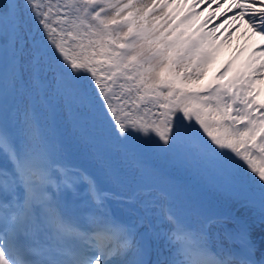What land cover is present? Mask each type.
I'll list each match as a JSON object with an SVG mask.
<instances>
[{
  "label": "snow or ice",
  "instance_id": "6c2138e0",
  "mask_svg": "<svg viewBox=\"0 0 264 264\" xmlns=\"http://www.w3.org/2000/svg\"><path fill=\"white\" fill-rule=\"evenodd\" d=\"M53 7L55 17L50 15ZM132 7L131 0L123 5L119 0H56L54 5L51 0H9L0 7V65L10 52L11 86L23 78L17 75L19 67L27 73L29 91L41 102L54 88L76 106L83 120L99 133L109 131L123 146L135 142L167 151L194 142L203 156L218 164L226 183L242 196V206L258 203L257 217L249 221L200 212L202 219L193 226L186 215L173 210L171 193L161 190L155 196L150 185L121 200L123 210L134 217L128 222L106 212L86 220L72 216L58 191L79 184L98 203L105 197L98 194L94 177L62 165L64 145L47 115L33 106L14 127L0 118V156L11 165L0 167V264H264V121L248 112L264 104L243 95L249 92L251 78L227 105L230 109L237 98L245 105L244 129L235 127L243 118L225 126L227 112L207 107L209 95L172 74L174 66L187 67L202 58L197 45L136 29L128 18L117 19ZM230 7L238 10L230 17L233 22L243 21L264 40V0H232ZM110 9L115 10L112 15ZM129 70L134 75H127ZM118 75L137 83H121L117 89ZM142 85L141 103L128 107L125 92ZM4 87L0 74V108ZM219 87L205 91L218 92ZM113 179L119 182V177ZM162 201H169L166 210ZM157 208L169 225L164 233L168 252L152 259L150 241L160 237L152 223ZM137 222L145 225L143 233L136 230Z\"/></svg>",
  "mask_w": 264,
  "mask_h": 264
},
{
  "label": "rangeland",
  "instance_id": "374dc122",
  "mask_svg": "<svg viewBox=\"0 0 264 264\" xmlns=\"http://www.w3.org/2000/svg\"><path fill=\"white\" fill-rule=\"evenodd\" d=\"M135 1L136 0H131L132 4L134 5V7L130 8L131 13L133 15L136 14V16L138 14V17L143 15H146L150 18L153 17L154 20L149 24L143 23V26L135 23V19H133L132 16L127 17V15L129 14H126L123 18L118 20H122L124 18L131 19L133 21L134 28H147L149 33L155 32L157 36H164L165 38L170 40L177 37H179L181 41H185L187 43L190 42V40H194L193 43L195 44L197 42L196 45L198 46V48L203 47L202 50L206 51L209 54L212 53L209 51L210 49L208 47L201 44L203 43V39L200 40L199 38H196L194 34H192L188 38H185V30L191 27V22L187 20L188 14H182L181 12L177 14L175 12L176 15L174 16L173 14L175 13L169 15L167 14L165 18L160 19V16L164 15V12L158 11L159 15L148 14V12L152 9H155L157 5L153 4L152 2L149 3V0H139V2ZM18 2L23 4V0H18ZM126 3L128 4L129 0H127ZM114 11V9H111L108 14L112 15ZM171 16L173 17L171 18ZM123 31L126 32L127 28H124ZM121 35H123V32H121ZM209 44L210 42L207 45ZM213 44L215 45L216 42ZM225 51L226 48L222 52L219 51L217 55L213 56L216 57L213 63L209 61V58L202 56L201 59L190 62L189 66L187 67L184 64H181L178 67L174 66L172 74L181 78V81L178 82L189 85L194 90L200 91L202 95H208V92L205 90H208L210 86H212L213 82H217L216 74L220 72L218 66L223 60L226 59L227 56H229L232 49L226 53ZM6 55L8 56V58H10V52L6 53ZM192 64H195L196 66L193 67L191 66ZM249 71L250 70H248V68H242L241 74L243 72L247 73L244 75V79H246V77L249 78L252 75L249 73ZM23 72L25 73L23 75L25 80L27 79V73L26 71ZM232 74L233 72L230 69H227V72H224L223 75H225L224 77L228 79ZM188 75H192L193 79H182L183 77ZM169 78H171V76H169ZM3 79L5 81V89L6 80L4 77ZM144 87L145 86L142 85V88ZM22 89V80H19L16 87L13 88L11 86V100H9L8 94L4 90L3 104L2 108H0V118H2L10 127L13 125L16 126L18 121H22L25 110L31 109L33 106H36V101L39 100L36 96L31 95L28 100H26V109H23L25 101L23 100ZM162 90L165 92L167 91L166 89ZM229 92L230 89L224 90L226 97H231V93ZM252 94H254V92H252ZM210 97L211 98L208 101L207 107L215 110L217 106H219L221 111L227 112L228 119L223 121L225 126H228L235 119L243 118L240 123L235 124V127L240 130L244 129V125L247 123L246 118L245 116L239 115V113H244L243 110L245 109V105L242 104V108L240 109L241 111H233L232 113L236 112L234 116L232 113H230L231 108L229 109L227 108V106L225 107L218 104L216 97ZM17 103H19V105ZM231 103L232 101L230 102V104ZM42 105L49 107H46V109L48 110L47 114L43 110H41V107H38V109L47 115V123L54 129L57 141L64 145V151L61 153L60 157L63 166H65L67 169H69V166H77L80 168L79 170L85 171L89 170L90 165H93L92 177H94L95 174H98L102 178H107L111 187H113L114 192L113 194H110V198H114L116 201L120 202L121 200L125 201L127 200V195L132 192V188H134L133 191H135L144 185H150L151 191L155 196H159L161 190L171 193L170 203L173 207V210L179 211L182 214L186 215L191 224H193V221H197L198 223L199 220L202 219V216L198 215V213L200 212L208 215H216L211 210L204 207V204L199 199L193 197L194 195L191 194L190 196H187L185 186L178 185L176 182L169 180L167 177L159 175L158 172L144 165L142 161H140L138 153L128 154V147L118 144L115 141L114 137L109 134V131L105 130L102 133H99L96 128H94L90 123L83 120L82 118H80L79 126H72L71 115L73 114V111L79 114L76 106L70 101L57 95L54 88L50 89L47 100L46 102H42L41 106ZM71 105L75 107L74 110H70ZM51 110L52 121L50 122ZM153 110L156 111V109ZM160 111L163 110L160 109ZM58 121L59 124L57 126ZM96 133L98 134V137H95ZM77 146L79 147V149L76 151ZM181 148L185 154V158H189L188 160H190L191 163H193L194 160H197V162L200 161V164L202 165L201 170H214L215 172H217V174H220L221 179L225 181V177L220 171L218 164L211 159L203 156L201 154V150L194 142L189 141ZM75 153L78 160L84 159L82 165H80L78 161L75 162V160H73ZM114 176L119 177V182H116L113 179ZM102 186L103 185L101 184V189L103 188ZM145 191H148V189H145ZM116 197H120V199ZM162 205L165 208V201H162ZM253 209H255V207L243 206L238 208L234 215L252 221L257 217L259 212L258 209V211L253 213ZM160 220L163 221V219L161 218ZM144 230L145 225H142V229H139V232L143 233Z\"/></svg>",
  "mask_w": 264,
  "mask_h": 264
},
{
  "label": "bare ground",
  "instance_id": "6f19581e",
  "mask_svg": "<svg viewBox=\"0 0 264 264\" xmlns=\"http://www.w3.org/2000/svg\"><path fill=\"white\" fill-rule=\"evenodd\" d=\"M126 1L127 0H119V3L121 5L127 4ZM136 1L139 2V0ZM113 2L115 3L116 0H113ZM150 2L157 5V7L155 9L150 10L148 14L159 15L158 11L164 12V15H161L160 19L165 18L167 14L169 15L175 12L177 14L180 12L182 14L183 13L188 14L187 20L191 22V27L185 30L184 32L185 38H188L189 36L194 34L196 38H199L200 40L203 39V43L201 44L203 46L208 47L210 49L209 51L212 53L209 54L206 51L202 50L203 47L198 48V46H197V51L201 53L202 56L209 58V61H211V63H213L216 58L213 56L217 55L219 51L222 52L226 48L225 51L226 53L232 49L231 53L229 52L230 53L229 56H227L226 59L223 60L218 66L220 72L216 74L217 82H213L212 86H210L209 88V89H213L216 88L217 86H220L218 92H211V93L208 92V95L217 98L218 104L225 107L228 104H230V102L233 99V94L237 92V88H240L244 84V82L247 81L249 78H251V84L247 85V87L249 88V92L243 93V95L247 96L248 99L254 98L257 104H264V71H259L261 65H264V40H261L258 35H254L243 21L236 20L235 22H233L230 19L233 13L238 11L237 9L230 7V5L232 4V0H149V3ZM129 13H131L130 9H126L117 19H121L126 14ZM176 13L173 14V16L176 15ZM131 16L133 19H135V23H137L138 25L140 24V26H143L142 25L143 23L149 24L154 20L153 17L150 18L147 17L146 15L138 17V14L137 16L136 14L134 15L132 14ZM131 16L127 15V17H131ZM173 16H171V18ZM237 25H239V27H237ZM193 42L194 40H190L188 44H193ZM209 42L210 44L207 45ZM215 42L216 44L214 45L213 43ZM242 68H248V70H250L249 73L252 74L247 80L244 79V75L247 73L243 72L241 74ZM227 69H230L233 72L231 77L228 79H226L224 77L225 75H223L224 72H227ZM11 77H12L11 74H9L6 77L5 89L8 91L10 87ZM228 89H230L229 93H231V97L225 96L224 90H228ZM252 92H254V94H252ZM241 108H242V104L237 98L236 103L232 104L230 113H232L236 109H241ZM248 112L249 113L255 112L256 113L255 118H258L260 121H264V117H263L264 108L257 109L256 106L254 105L253 108L248 109ZM235 113L232 114L234 115ZM239 115L245 116L246 120L248 119V116H246L245 112L244 113L240 112ZM257 139H259V137H257ZM0 165L11 167L10 163L5 159L2 160L1 156H0ZM69 169L72 171L77 170L76 166H69ZM94 178L97 181L96 182L97 188L99 187L98 186L99 183L103 185V190L100 193V196L105 194V199H103L99 203L97 202V200H92L91 202L92 209L89 210L90 212L89 213L87 208L85 207L86 206L85 200L81 198L80 195L77 196L76 193L71 192L74 191L75 188L67 189V190L62 189L61 191H58L56 195L60 200L61 204L65 207L66 211L70 215L79 217L80 219L83 217L87 218L94 216L98 212H106L116 217L118 220L124 214L126 215L123 217L134 219V217H130L129 214L123 210L122 204H120V202L118 201L114 202L115 200L113 198L110 199V203L112 206L105 202L106 197L110 198V196L107 194V192L110 189L108 180L105 178L103 179L98 174H95ZM86 190L84 191L85 196L88 194L89 198H92V195L89 192L88 188ZM157 216H160L161 219H163L160 208H157L154 214L152 215V223L155 227V230L160 233L159 238L154 237L150 241L151 243L150 258L152 259H155V256L158 252H163L164 254H167L168 252L167 242L166 239L164 238V233L168 230L169 225L164 221L157 219ZM137 223L140 224L139 229H142L143 224H141L140 222ZM192 223L194 226L198 224L197 221H193ZM209 229L210 232L215 234L216 230L214 226L210 225ZM259 233H260V229L259 227H257L256 235L258 236Z\"/></svg>",
  "mask_w": 264,
  "mask_h": 264
},
{
  "label": "trees",
  "instance_id": "16d2710c",
  "mask_svg": "<svg viewBox=\"0 0 264 264\" xmlns=\"http://www.w3.org/2000/svg\"><path fill=\"white\" fill-rule=\"evenodd\" d=\"M52 4L56 3V0H51ZM63 0H61V4ZM56 8L53 7L52 15L55 17ZM63 15V10L60 12ZM55 26V25H54ZM98 59H105V57H98ZM5 64V56L3 60V64L0 65V74L3 71ZM25 73L22 72V76ZM127 75H134V73L129 70ZM26 80V79H25ZM24 76L22 78L23 89L22 95L25 104L23 105V109H26V100L29 96L34 95L31 93L24 83ZM109 83H111L109 81ZM125 84L126 87L131 86L137 81H125L122 76H117V85L118 89L119 84ZM143 88L140 86L138 89L134 88L131 93L125 92L124 97L127 99L128 107L134 106V104H140L139 96L143 95ZM41 101H37V106L41 107L47 114L48 110L46 107L41 106ZM49 108V107H48ZM70 110L74 109V106H70ZM143 105L141 104V110ZM80 115L77 113H73L71 116V123L77 125V121L79 120ZM205 139L207 137L205 136ZM182 146H174L171 150H157L153 149L146 145H137L135 142H130L128 144L129 153H138L139 159L142 161L144 165L158 172L159 175L163 177H167L169 180L176 182L178 185L185 186L187 196L191 194L193 197L199 199L204 207L211 210L216 215L223 214H235V211L243 207L238 201L242 199L241 196H237L236 192L227 184L224 180L221 179V175L217 174V172L207 169L201 170L202 165L200 161L194 160L191 163L190 160L185 158V154L181 148ZM133 151V152H132ZM259 206L255 205V209L253 212L258 211Z\"/></svg>",
  "mask_w": 264,
  "mask_h": 264
},
{
  "label": "water",
  "instance_id": "95a60500",
  "mask_svg": "<svg viewBox=\"0 0 264 264\" xmlns=\"http://www.w3.org/2000/svg\"><path fill=\"white\" fill-rule=\"evenodd\" d=\"M9 0H0V7H2L4 4H7Z\"/></svg>",
  "mask_w": 264,
  "mask_h": 264
}]
</instances>
